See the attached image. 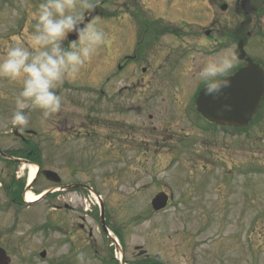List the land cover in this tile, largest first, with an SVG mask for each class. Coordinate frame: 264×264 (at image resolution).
I'll list each match as a JSON object with an SVG mask.
<instances>
[{
  "label": "rangeland",
  "instance_id": "1",
  "mask_svg": "<svg viewBox=\"0 0 264 264\" xmlns=\"http://www.w3.org/2000/svg\"><path fill=\"white\" fill-rule=\"evenodd\" d=\"M95 1L111 11L112 4L119 0ZM40 2L0 0V55L13 40L28 41L33 15ZM216 2L212 0L209 6H198L194 16L184 20L199 24L196 29L200 25L207 26L212 17L218 25L225 26L232 16L227 10L222 13ZM177 13L169 16L170 20L185 24L177 21ZM184 13L180 12V15L184 16ZM115 25L112 23L111 27ZM103 26L109 29L107 23ZM123 30L125 42V27ZM124 54L126 52L122 56ZM261 56L264 60L263 39ZM112 65L99 51L78 78L66 81L70 84L63 86L70 89H59L64 101L63 110L70 108L75 113L84 107L89 121L82 128L74 125L73 137L68 144L42 145L50 167L54 164L61 168L67 163L55 154L74 153L78 159L73 161V166L71 164L74 179L88 182L94 193L88 192L82 197L76 193H62L61 202L71 205L72 210H52L50 200L43 201L31 209H23L13 223L12 212L3 211L0 204V230L9 228L4 243L8 245L11 264H102L97 227L100 201L105 217L120 218L118 223L127 224V229L122 231L121 251L130 252L134 246L144 245L152 256L161 255L167 264H264V103L261 126L255 121L245 129L244 135H229V138L218 132L212 136L202 128L195 139L215 140L217 148L203 151L205 154L201 152L200 159L194 156L195 146L185 147L177 157L140 159L134 155L150 149L143 143L144 137L139 131L137 135L134 132L124 134L130 131L128 121L134 120L133 113L121 115L123 123L116 135L109 131L112 124H107L106 136L99 138L101 118L111 117L112 120L114 117L103 113L104 103L98 93L100 80L111 78L119 71ZM113 87H108L107 91L111 93ZM18 90V86L0 80V94L12 99ZM69 97H73V106ZM135 117L146 120L140 113ZM0 120L1 133L4 123L2 117ZM40 126L48 135L50 129ZM224 143L229 144L228 149L219 150ZM117 144L120 150L116 149ZM118 150L120 157L115 155ZM223 151H226V157L222 155ZM232 162H238V165L231 168ZM241 162L245 164L242 167ZM64 176L65 181L70 179L68 172H64ZM46 185L43 182L41 189ZM159 191L170 192L173 200L165 210L155 213L150 202ZM57 202L61 203L59 199ZM4 233L7 234L5 230ZM42 251H46L45 258L39 256ZM116 252L119 256V249Z\"/></svg>",
  "mask_w": 264,
  "mask_h": 264
},
{
  "label": "flooded vegetation",
  "instance_id": "2",
  "mask_svg": "<svg viewBox=\"0 0 264 264\" xmlns=\"http://www.w3.org/2000/svg\"><path fill=\"white\" fill-rule=\"evenodd\" d=\"M216 1L219 9L223 4L226 5L231 19L223 26L218 25L212 17L207 26L200 25L199 29L195 28L199 24L187 22L184 18L194 16L198 6H209L212 0H119L113 4L111 11L95 3L94 9L87 13L85 24L101 22V25L98 24L106 30L109 39L101 48L100 54L104 60L115 66L113 68L119 70L111 78L104 81L99 79L101 83L98 93L99 99L104 103L103 113L114 115L112 120L111 117L101 118L100 140L106 136L107 124H112L109 131L113 136L121 130L123 122L120 118L123 113L134 114V120L128 121L130 131L124 134L131 135L130 132H134L137 135L139 131L144 137L143 143H147L150 148L134 155L140 159H155L154 156L177 157L182 154L181 150L188 146L197 147L194 156L202 158L201 152L205 154L203 151L217 148L214 146L215 140L209 141L206 137L195 139L202 132V128L212 133V136L218 132L228 137L245 134V129L217 127L197 112L195 101L204 84L197 82L194 74L198 65L207 57L224 48L234 51L239 41L244 44L246 56L242 61L236 62L235 68L227 78L248 65L246 58L264 71V60L261 59L264 0H230L229 3L227 0ZM175 11H178L177 21L185 24H176L177 22L170 20L169 16L175 15ZM180 12H185L184 16L180 15ZM104 23H107L109 29L103 26ZM112 23L116 25L111 27ZM123 27L126 33L125 42L122 39ZM123 52L126 54L122 56ZM111 86L114 87L109 93L107 90ZM62 87L70 89L67 86ZM9 97L0 94V118L2 117L4 123V129L0 133V204L3 205L2 209H5L3 211L12 212L13 223L18 220V215L23 209H31L46 200L52 203V210H72L73 207L61 202L59 197H62V193L87 196L85 187L89 186L88 182L75 180L73 176V161L78 159H75L74 153L60 152L61 154H55L56 157L67 163L61 168L55 167L54 164L50 167L46 163L42 145L68 144L73 137L74 125H80L82 128L89 121V116L83 112L84 107L81 112L75 113L70 108L63 110L62 107L58 114L49 118V122L44 120L39 110L30 109L27 113L29 124L17 127L11 123L15 110V95H12V99ZM69 98L73 106V97ZM101 101L98 100L99 103ZM138 113L141 117H146L147 121L138 120L135 117ZM255 121L261 126V102L249 126ZM40 124L50 129L48 135L43 132ZM228 147L229 144L227 146L224 143L219 150ZM118 148L120 150L117 144ZM119 150L117 155L120 154ZM222 155L226 157V151H223ZM29 164L39 168L30 183L27 181L28 171L25 169ZM237 165L238 162H232L230 167ZM244 165V162H241V167ZM23 166L25 168L22 169ZM46 169L55 171L61 177V182L57 184L47 181L42 174ZM81 169L83 175L84 169ZM64 172L70 174L67 181ZM43 182L48 185L41 189ZM66 187L71 188L67 190ZM43 190L48 192L42 201L34 206L26 204L25 197L28 192ZM58 199L61 203L57 202ZM117 220L120 218L105 217L102 223L98 221L102 264H167L159 254L152 256L148 250L140 254L144 245L134 246L130 252L123 249L118 256L116 249L121 248L122 231L127 229V224L118 223ZM4 230H0V247L8 254V245L4 243V239H8L9 228ZM136 247L140 249H135Z\"/></svg>",
  "mask_w": 264,
  "mask_h": 264
},
{
  "label": "clouds",
  "instance_id": "3",
  "mask_svg": "<svg viewBox=\"0 0 264 264\" xmlns=\"http://www.w3.org/2000/svg\"><path fill=\"white\" fill-rule=\"evenodd\" d=\"M95 0H41L33 15L27 42L11 41L0 55V80L18 86L11 123L25 127L28 111L39 110L45 121L58 114L64 101L59 89L78 78L108 42L106 30L97 22L85 24ZM15 14V13H14ZM76 39L69 41V35ZM236 53L224 48L201 62L194 74L207 95L217 96L229 85Z\"/></svg>",
  "mask_w": 264,
  "mask_h": 264
},
{
  "label": "water",
  "instance_id": "4",
  "mask_svg": "<svg viewBox=\"0 0 264 264\" xmlns=\"http://www.w3.org/2000/svg\"><path fill=\"white\" fill-rule=\"evenodd\" d=\"M221 9H225L222 6ZM69 41L76 39L75 34L69 35ZM237 59L245 57L243 42L238 43L235 50ZM248 66L239 69L233 76L228 77L229 85L217 96L207 95L204 88L196 98L197 111L209 121L216 125L244 127L256 113L260 101L264 97V71L250 60ZM45 177L53 182L60 179L52 171H43ZM168 202V195L160 192L151 200V207L154 211L164 209ZM144 253V252H142ZM42 258L45 252L40 253ZM9 257L3 249H0V264H8Z\"/></svg>",
  "mask_w": 264,
  "mask_h": 264
},
{
  "label": "bare ground",
  "instance_id": "5",
  "mask_svg": "<svg viewBox=\"0 0 264 264\" xmlns=\"http://www.w3.org/2000/svg\"><path fill=\"white\" fill-rule=\"evenodd\" d=\"M35 172H36V169L34 167L30 166L29 175H28V182H30L34 178ZM38 197L39 196H37L36 194L28 193V194H26L25 201L32 202L34 200H37Z\"/></svg>",
  "mask_w": 264,
  "mask_h": 264
}]
</instances>
